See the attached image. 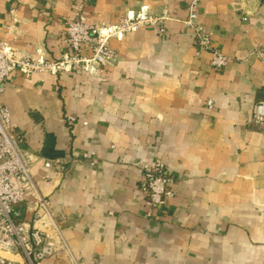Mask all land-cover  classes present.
I'll use <instances>...</instances> for the list:
<instances>
[{"label":"crops","instance_id":"crops-1","mask_svg":"<svg viewBox=\"0 0 264 264\" xmlns=\"http://www.w3.org/2000/svg\"><path fill=\"white\" fill-rule=\"evenodd\" d=\"M82 3L0 0V41L14 25L17 51L58 61ZM191 4L210 49L184 25ZM140 7L162 20L112 39L113 66L94 76L14 71L0 95L62 235L42 264H264V130L253 122L264 101V0H88L83 13L116 24ZM214 51L224 67L212 65ZM157 157L175 196L147 217L139 165ZM36 226L58 238L49 219Z\"/></svg>","mask_w":264,"mask_h":264},{"label":"built area","instance_id":"built-area-1","mask_svg":"<svg viewBox=\"0 0 264 264\" xmlns=\"http://www.w3.org/2000/svg\"><path fill=\"white\" fill-rule=\"evenodd\" d=\"M162 19L151 18L146 7L137 13L128 11L123 20L115 25L93 26L87 18L78 14L76 21L68 24L65 30V44L68 52L58 61H47L43 50H37V56L21 54L12 46L16 37V26L7 28L8 40L0 41V95L5 91L8 79L14 71L24 75L31 73L73 72L80 66L84 72L97 75L103 68L113 66L116 53L110 47L112 39L122 40L126 34L139 30L143 26H155ZM187 28L192 29L198 45L203 49L211 48L210 35L200 22L196 6L190 7ZM163 33L165 29L161 28ZM13 38H12V37ZM87 47L94 51L92 58H84L82 53ZM264 57V49L256 51ZM228 63L220 51H214L212 65L224 67ZM212 106V102H209ZM75 122V117H69ZM253 122L264 130V101L258 102L253 111ZM87 124V122H84ZM25 134L11 132V114L7 107L0 105V264H42L57 251V239L62 240L56 222L51 216V201L40 194L32 177L33 156L23 147ZM85 158H88L85 155ZM47 170L61 172L63 165L59 161L46 160ZM142 172L140 189L145 196L147 217L164 208L175 196V179L167 172L161 157L151 164L139 165ZM49 219L59 233L54 238L36 225ZM10 257H19L17 262Z\"/></svg>","mask_w":264,"mask_h":264},{"label":"rangeland","instance_id":"rangeland-1","mask_svg":"<svg viewBox=\"0 0 264 264\" xmlns=\"http://www.w3.org/2000/svg\"><path fill=\"white\" fill-rule=\"evenodd\" d=\"M87 4H88V0H83V3L82 4H80L79 5V7H78V10H77V14H76V18L75 19H73L72 21H69L67 24H66V27L68 26V24H70V23H72V22H74V21H76L77 20V18H78V14L80 13V14H82V15H84L86 18H87V16L83 13V10L85 9V7L87 6ZM192 5H195V4H191V5H189V7H188V10H189V12H190V7L192 6ZM147 8V7H146ZM141 9H142V7H140L139 9H137V10H130V11H134V12H138V11H141ZM127 13H128V11L126 12V14L124 15V17H122V18H120L119 19V21L116 23V24H118L121 20H123L124 18H125V16L127 15ZM150 17V16H149ZM152 18V17H151ZM188 20V17L184 20V25H185V22ZM87 22L90 24V25H93V26H102V25H115V24H106V23H100V24H93L92 22H90V20L87 18ZM186 26V25H185ZM65 30H66V28H65ZM65 37H66V35H65V33H64V41H65ZM111 42V41H110ZM111 47V46H110ZM114 52H115V50H113ZM84 52H89L90 53V55H84ZM116 53V52H115ZM93 55H94V51L92 50V49H88L87 47H85V49H84V51H83V53H82V56L84 57V58H92L93 57ZM111 67V66H110ZM107 68H109V67H106V68H103L102 70H104V69H107ZM73 72H76V73H78V74H87V75H90V76H94V75H91L90 73H87V72H84V70H83V67H79V68H77V70H75V71H73ZM68 73H71V72H68Z\"/></svg>","mask_w":264,"mask_h":264}]
</instances>
